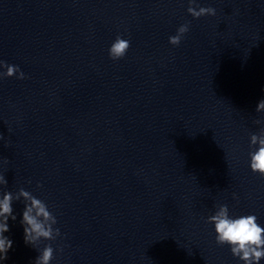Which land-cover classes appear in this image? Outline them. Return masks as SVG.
Here are the masks:
<instances>
[{
	"label": "clouds",
	"instance_id": "1",
	"mask_svg": "<svg viewBox=\"0 0 264 264\" xmlns=\"http://www.w3.org/2000/svg\"><path fill=\"white\" fill-rule=\"evenodd\" d=\"M187 12L193 18H200L205 15L214 16L216 10L213 7H200L197 0H188ZM193 5H196L195 7ZM189 31V25L183 24L177 29L176 35L169 37V43L178 46L185 33ZM131 44L128 39L117 36L108 49L110 59L116 61L123 58ZM0 79L11 78L26 79L25 73L17 65H9L0 60ZM257 112H264V99L260 100L256 107ZM255 124L264 125V120H255ZM0 135V139H2ZM249 152L250 169L253 173L264 177V127H261L258 134L250 135ZM4 163H7L5 160ZM0 184H7L5 176L0 175ZM41 187V185H37ZM23 198L24 209L20 221L24 231L26 244L36 247L41 240L53 241L61 235L60 229L54 227L57 224L56 217L49 211L48 206L41 199L34 197L29 191L23 188L16 194L3 192L0 194V261L8 258L7 253L13 247V241L5 236L9 229V219L16 220L13 210V201ZM233 198L237 199L233 194ZM206 223L214 225L215 241L217 245L230 247L231 254L238 258L243 264H260L264 259V227L258 223L254 214L232 217L229 215V208L226 204L218 205L214 214L207 217ZM62 250V249H61ZM54 256V249L48 244L40 250L34 264H51Z\"/></svg>",
	"mask_w": 264,
	"mask_h": 264
}]
</instances>
